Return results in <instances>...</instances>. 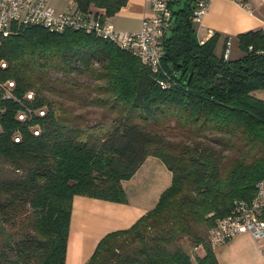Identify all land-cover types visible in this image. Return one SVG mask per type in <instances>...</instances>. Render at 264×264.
I'll return each mask as SVG.
<instances>
[{
    "label": "trees",
    "instance_id": "obj_1",
    "mask_svg": "<svg viewBox=\"0 0 264 264\" xmlns=\"http://www.w3.org/2000/svg\"><path fill=\"white\" fill-rule=\"evenodd\" d=\"M72 1L105 17L127 2ZM197 1H167L173 26L159 72L79 29L13 23L0 36V81H14V98L0 99V264H65L73 197L125 202L122 181L149 155L171 171L170 185L129 227L104 234L84 264H218L209 229L264 180V99L255 95L264 90V29L237 34L243 54L224 59L215 32L196 37ZM30 90L28 104L45 108L38 135L15 117ZM44 90L93 91L92 101L115 113L110 128L87 133L79 114L52 106ZM183 238L202 253L193 258Z\"/></svg>",
    "mask_w": 264,
    "mask_h": 264
},
{
    "label": "crops",
    "instance_id": "obj_2",
    "mask_svg": "<svg viewBox=\"0 0 264 264\" xmlns=\"http://www.w3.org/2000/svg\"><path fill=\"white\" fill-rule=\"evenodd\" d=\"M71 2L49 0L56 10L66 9ZM151 14V0H127L117 12L105 18L117 29L136 31L142 19ZM193 27L199 41L211 36L209 30L215 32L218 36L216 55L220 56L228 45L229 57L238 58L243 52L238 46L237 34L264 29V0H211L203 16L193 20ZM255 95L264 99V90L256 91ZM170 183L171 171L160 158L149 155L129 179L122 181L125 202L75 195L65 264H84L104 234L129 227L156 204L160 193ZM261 246H264V239L257 240L248 232H242L216 246L213 251L218 264H264ZM195 250H198L199 255L202 253L199 247Z\"/></svg>",
    "mask_w": 264,
    "mask_h": 264
},
{
    "label": "built area",
    "instance_id": "obj_3",
    "mask_svg": "<svg viewBox=\"0 0 264 264\" xmlns=\"http://www.w3.org/2000/svg\"><path fill=\"white\" fill-rule=\"evenodd\" d=\"M210 1H197L192 13L193 20H199L203 16ZM151 9L152 14L142 19L138 30L124 31L107 20L102 11L81 10L74 2L64 10H56L49 0H0V36L5 37L11 32L13 23L39 25L56 32L67 28L79 29L112 41L120 48L132 52L152 72H159L163 54L162 39L173 26V16L167 0H151ZM209 33L212 34L213 31L209 30ZM228 55L227 45L223 50L224 59ZM0 66L4 68L6 62L1 60ZM13 87V80L0 81V99L14 98L11 90ZM24 99L29 102H21L23 106L15 113V117L26 123L32 134L38 135V117L45 114V108L28 104L34 99V92L31 90L25 93ZM3 111L0 106V114ZM12 137L14 141H18L21 135L15 132ZM242 232H248L257 240L264 239V180L258 183L256 194L250 202L235 201L232 210L209 229L208 240L215 248ZM261 250L264 251V246H261Z\"/></svg>",
    "mask_w": 264,
    "mask_h": 264
},
{
    "label": "rangeland",
    "instance_id": "obj_4",
    "mask_svg": "<svg viewBox=\"0 0 264 264\" xmlns=\"http://www.w3.org/2000/svg\"><path fill=\"white\" fill-rule=\"evenodd\" d=\"M62 1V0H61ZM69 1V0H68ZM57 75L54 72L50 73L49 82ZM80 80L89 83L88 78H80ZM93 91H80L68 96H58L55 93H51L48 90H44L45 96L50 100L52 106L59 104L66 105V107H71L73 114H79L78 121L83 125V128L87 133L93 132L96 134H104L110 128L112 124V118H114L115 113L111 111L106 106L98 105L92 101ZM165 136L169 139L175 140L177 142H183L187 139L186 135L179 134L178 131L165 129ZM180 243L189 249L193 258L198 254V250L193 249L188 246L186 239H180Z\"/></svg>",
    "mask_w": 264,
    "mask_h": 264
}]
</instances>
